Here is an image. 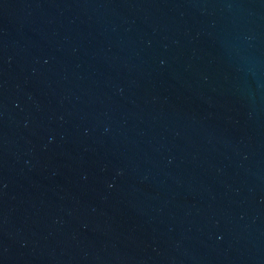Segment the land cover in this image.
Instances as JSON below:
<instances>
[{
    "label": "water",
    "instance_id": "1",
    "mask_svg": "<svg viewBox=\"0 0 264 264\" xmlns=\"http://www.w3.org/2000/svg\"><path fill=\"white\" fill-rule=\"evenodd\" d=\"M0 264H264V0H0Z\"/></svg>",
    "mask_w": 264,
    "mask_h": 264
}]
</instances>
